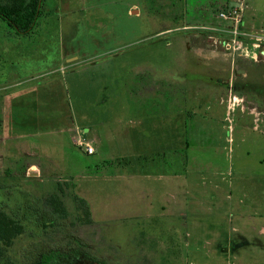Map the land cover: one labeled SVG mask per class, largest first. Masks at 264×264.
Here are the masks:
<instances>
[{"label":"rangeland","instance_id":"obj_1","mask_svg":"<svg viewBox=\"0 0 264 264\" xmlns=\"http://www.w3.org/2000/svg\"><path fill=\"white\" fill-rule=\"evenodd\" d=\"M240 3L263 26L264 0H42L26 34L0 19V211L24 224L0 264L74 240L105 264H264V64L225 96L196 54Z\"/></svg>","mask_w":264,"mask_h":264},{"label":"trees","instance_id":"obj_2","mask_svg":"<svg viewBox=\"0 0 264 264\" xmlns=\"http://www.w3.org/2000/svg\"><path fill=\"white\" fill-rule=\"evenodd\" d=\"M41 2L42 0H0V19L17 34H26L32 30L39 16ZM45 204L50 208L51 216L55 218L65 217L66 211L58 195H51L46 199ZM78 204H83V201L79 199ZM83 213L85 217L88 216L86 208L83 209ZM88 221L89 219H86L85 222ZM23 230V219H16L13 215L9 216L0 211V262L6 255L7 249L23 233ZM235 242L242 245L245 241ZM73 244V249L68 253L42 255L40 260L34 264H76L80 260L105 264L89 256L85 246L81 245L80 241L74 240Z\"/></svg>","mask_w":264,"mask_h":264},{"label":"crops","instance_id":"obj_3","mask_svg":"<svg viewBox=\"0 0 264 264\" xmlns=\"http://www.w3.org/2000/svg\"><path fill=\"white\" fill-rule=\"evenodd\" d=\"M241 18L242 31L246 33L252 32L264 36V24L263 26L258 27L255 25H250L252 23L245 22L243 13ZM227 26L228 25L224 22L223 24H215L214 22H211L208 25L204 26V29L209 32V37L207 39H210L206 42L204 41L202 47L198 48V53H196L197 55H200L201 57L199 58H202L205 62V67L208 72L220 75L225 79H223V92L225 96L231 93H234L235 95L239 94L242 90V87L244 88V86H241L242 84H240L241 82H243V78L251 80L252 77H254L252 75V70L256 68L258 71L259 64H264V59H262L264 53L262 52V50H260V59L258 57L257 61H251L249 59L238 57L233 53L226 52L221 48V40L222 37H224L223 32L225 31ZM243 65H245V67ZM241 67H244V69ZM243 85L246 84L243 83ZM229 97L227 99L228 101ZM95 155H98L99 157V151L97 147ZM237 241H245V239L243 238V236H240L238 234Z\"/></svg>","mask_w":264,"mask_h":264},{"label":"built area","instance_id":"obj_4","mask_svg":"<svg viewBox=\"0 0 264 264\" xmlns=\"http://www.w3.org/2000/svg\"><path fill=\"white\" fill-rule=\"evenodd\" d=\"M243 10V5L240 3L238 6L233 5L220 10L216 14L218 19L227 22L228 25L223 32L224 37L221 40V48L238 57L257 61L261 47H264V36L252 32L246 33L241 30ZM256 120L259 121V119ZM93 142L91 140L89 143L79 131L74 136L75 146L81 149L87 156L96 154Z\"/></svg>","mask_w":264,"mask_h":264}]
</instances>
